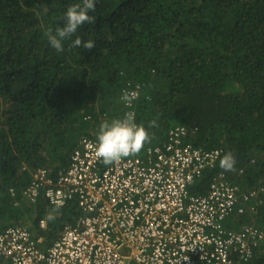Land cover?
Here are the masks:
<instances>
[{
	"label": "trees",
	"instance_id": "trees-1",
	"mask_svg": "<svg viewBox=\"0 0 264 264\" xmlns=\"http://www.w3.org/2000/svg\"><path fill=\"white\" fill-rule=\"evenodd\" d=\"M77 2L0 0V233L23 227L45 248L75 224L77 200L55 208L24 196L31 172L55 176L83 137L96 141L102 121L128 111L150 137L141 157L175 126L189 132L184 142L219 149L189 192L205 195L221 173L237 194L255 190L261 200L223 227L264 228V0H96L77 33L94 47L66 40L57 52L46 30ZM132 88L126 106L121 93ZM226 152L231 170L219 166ZM245 259L236 264H264V242Z\"/></svg>",
	"mask_w": 264,
	"mask_h": 264
},
{
	"label": "built area",
	"instance_id": "built-area-1",
	"mask_svg": "<svg viewBox=\"0 0 264 264\" xmlns=\"http://www.w3.org/2000/svg\"><path fill=\"white\" fill-rule=\"evenodd\" d=\"M188 135L186 128L175 126L162 146L146 148L143 157L132 154L111 164L96 156L95 140L83 137L68 167L53 177L38 169L24 191L31 201L44 194L56 206L73 195L82 215L45 248L43 237L33 239L23 227L6 229L0 233V264H235L233 259L246 260L264 242V228L247 225L235 232L223 223L232 213H244L248 201L255 210L261 200L255 190L237 194L239 189L221 173L205 195L190 193L189 187L213 166L221 151L196 148L184 142Z\"/></svg>",
	"mask_w": 264,
	"mask_h": 264
},
{
	"label": "clouds",
	"instance_id": "clouds-1",
	"mask_svg": "<svg viewBox=\"0 0 264 264\" xmlns=\"http://www.w3.org/2000/svg\"><path fill=\"white\" fill-rule=\"evenodd\" d=\"M95 7L96 0H78L77 3L68 5L63 14V23L56 26L55 29L48 28L46 30V36L50 46L57 52H60L63 51L64 41L70 40L73 46L82 45L86 50L92 49L95 42L93 40L84 41L77 33L82 25L92 21L93 17L89 13L93 11ZM137 95L138 93L136 91L125 90L121 93L120 98L126 106H130ZM149 139L150 137L145 126L136 122L134 112L128 111L124 113L123 117L104 120L99 124L94 145L95 153L104 164H111L114 161L139 152L144 146V143ZM235 162L233 154L231 152H226L220 158L219 166L224 170H231L233 169ZM37 170L35 169L31 172L32 178ZM40 197L45 199L47 204L55 208L64 207L69 200L64 201L60 206H56L50 203L44 194H39L37 197L38 199L36 198L34 203H37ZM75 198L76 197L72 195L70 199ZM246 210H248V208ZM242 214H245V212ZM242 214L232 213L231 215ZM48 219L52 220L54 217L49 214ZM45 227L46 225L41 228L44 229ZM242 228L243 227L232 231L237 232Z\"/></svg>",
	"mask_w": 264,
	"mask_h": 264
}]
</instances>
